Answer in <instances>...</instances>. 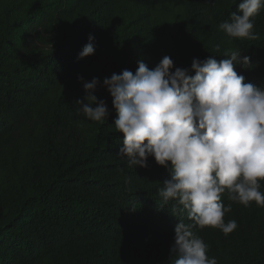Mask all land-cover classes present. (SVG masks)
Listing matches in <instances>:
<instances>
[{
	"label": "trees",
	"instance_id": "trees-1",
	"mask_svg": "<svg viewBox=\"0 0 264 264\" xmlns=\"http://www.w3.org/2000/svg\"><path fill=\"white\" fill-rule=\"evenodd\" d=\"M241 0H0V264H172L173 213L158 192L170 168L120 157L118 113L106 77L138 61L154 69L167 55L190 70L194 58L239 49L245 83L264 87V8L255 40L228 37L219 24ZM94 37V55L79 58ZM83 81L100 80L104 122L78 112ZM264 192V183L261 184ZM222 202L237 228L193 231L218 264H264V206ZM173 214V215H172ZM175 215V216H174Z\"/></svg>",
	"mask_w": 264,
	"mask_h": 264
},
{
	"label": "clouds",
	"instance_id": "clouds-1",
	"mask_svg": "<svg viewBox=\"0 0 264 264\" xmlns=\"http://www.w3.org/2000/svg\"><path fill=\"white\" fill-rule=\"evenodd\" d=\"M262 8L264 0H241L219 30L233 39H257L253 17ZM93 41L90 35L80 59L94 55ZM224 56L194 58L191 75L185 68L173 71V60L165 55L154 69L141 60L135 74L125 69L103 81L118 113L114 127L124 137L120 157L128 167L147 168L154 157L170 168L171 179L158 195L165 203L175 201L173 213H186L192 222L179 220L174 227L171 259L178 258L172 264H218L193 229L217 228L227 235L237 228L235 220H224L231 211V204L222 202L226 191L230 201L264 206V87L245 83L235 70L250 67V57L239 49ZM80 79L86 96L77 111L104 122L110 113L95 95L100 80Z\"/></svg>",
	"mask_w": 264,
	"mask_h": 264
}]
</instances>
